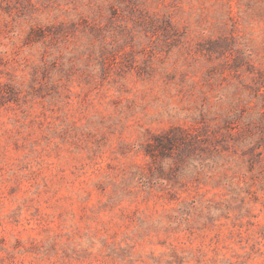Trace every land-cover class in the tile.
Instances as JSON below:
<instances>
[{"label": "rangeland", "instance_id": "374dc122", "mask_svg": "<svg viewBox=\"0 0 264 264\" xmlns=\"http://www.w3.org/2000/svg\"><path fill=\"white\" fill-rule=\"evenodd\" d=\"M0 264H264V0H0Z\"/></svg>", "mask_w": 264, "mask_h": 264}]
</instances>
